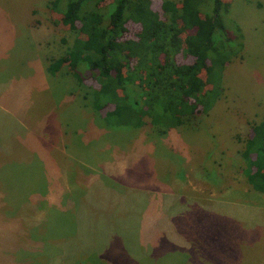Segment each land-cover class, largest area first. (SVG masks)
Masks as SVG:
<instances>
[{
	"label": "rangeland",
	"instance_id": "rangeland-1",
	"mask_svg": "<svg viewBox=\"0 0 264 264\" xmlns=\"http://www.w3.org/2000/svg\"><path fill=\"white\" fill-rule=\"evenodd\" d=\"M51 1L0 0V264H71L58 258L57 242L41 245L44 236L28 227L27 215L36 222L43 214L30 210L42 189L98 228L118 222L122 246L138 234L156 260L143 264H238V249L253 253L255 236L242 239L249 230L238 227L264 216V193L247 182L241 152L264 116V0H230L222 17L229 38L215 33L218 57L229 58L212 74L217 97L192 124L165 133L147 118L139 128L107 125L87 105L92 78L78 84L67 65L48 73L75 35ZM126 26L128 36L137 30ZM76 254L72 264L113 261L98 250Z\"/></svg>",
	"mask_w": 264,
	"mask_h": 264
},
{
	"label": "trees",
	"instance_id": "trees-1",
	"mask_svg": "<svg viewBox=\"0 0 264 264\" xmlns=\"http://www.w3.org/2000/svg\"><path fill=\"white\" fill-rule=\"evenodd\" d=\"M230 2L162 0L156 11L151 0H52L51 9L61 14V22L75 35L64 54L49 63L47 71L54 76L67 65L78 84H83L85 77L92 78L95 84L89 86V95L85 94L87 105L107 125L139 128L147 118L162 133L190 125L198 114L209 110L219 91L212 74L229 58L218 57L220 45L215 43V33L220 31L229 38L222 17L228 13ZM205 5L209 12L203 11ZM130 22L137 25L132 36L127 33L126 24ZM187 55L193 58L191 62L177 59ZM241 156L247 182L264 193V116L252 125ZM38 191L39 200L30 204L31 216H37L40 210L43 214L36 222L27 215L28 227L44 236L41 245L48 240L57 242L61 253H66L65 258L58 255L62 261L68 258L72 264L80 250H98V256L113 259L104 264H143L146 257H151L153 251L140 248L138 234L134 244L130 238L127 247L122 246L123 238L116 235L118 222L103 221L98 228L89 215L80 218L72 213V207L63 203L64 208L58 206L57 194L54 201L51 192ZM19 224L23 233L25 228ZM47 224L49 237L44 232ZM135 227L131 224L132 234L137 231ZM156 246L159 244L151 248ZM151 258L155 260V255Z\"/></svg>",
	"mask_w": 264,
	"mask_h": 264
},
{
	"label": "crops",
	"instance_id": "crops-1",
	"mask_svg": "<svg viewBox=\"0 0 264 264\" xmlns=\"http://www.w3.org/2000/svg\"><path fill=\"white\" fill-rule=\"evenodd\" d=\"M257 211V210H255ZM260 214L259 216L253 214L252 218L257 219L256 223H247L243 226L241 224L242 228L238 227V231H242L248 229L249 232L246 231L245 234H241L242 239L249 240L252 238V235L255 236V242L247 243L248 246H256L254 252L250 254H246L244 252V248L238 249V264H264V216L259 218L262 213L258 212ZM243 223V222H241ZM256 230V231H255ZM250 232H252V235L250 236ZM255 232V233H254ZM254 233V234H253ZM246 244V243H245ZM250 256L249 258H245L244 256ZM246 261L250 263H246Z\"/></svg>",
	"mask_w": 264,
	"mask_h": 264
}]
</instances>
